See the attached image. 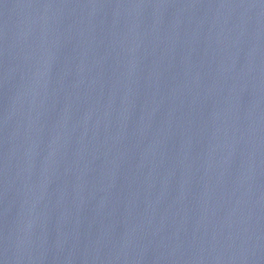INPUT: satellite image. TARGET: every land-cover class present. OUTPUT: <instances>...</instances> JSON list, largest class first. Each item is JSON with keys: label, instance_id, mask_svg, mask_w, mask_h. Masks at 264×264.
I'll list each match as a JSON object with an SVG mask.
<instances>
[{"label": "water", "instance_id": "1", "mask_svg": "<svg viewBox=\"0 0 264 264\" xmlns=\"http://www.w3.org/2000/svg\"><path fill=\"white\" fill-rule=\"evenodd\" d=\"M264 218V0H0V264H208Z\"/></svg>", "mask_w": 264, "mask_h": 264}]
</instances>
